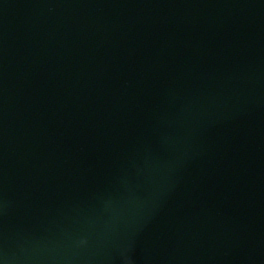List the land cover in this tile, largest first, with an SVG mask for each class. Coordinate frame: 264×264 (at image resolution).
<instances>
[{
  "label": "water",
  "instance_id": "1",
  "mask_svg": "<svg viewBox=\"0 0 264 264\" xmlns=\"http://www.w3.org/2000/svg\"><path fill=\"white\" fill-rule=\"evenodd\" d=\"M0 264H264V0H0Z\"/></svg>",
  "mask_w": 264,
  "mask_h": 264
}]
</instances>
